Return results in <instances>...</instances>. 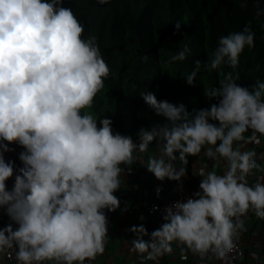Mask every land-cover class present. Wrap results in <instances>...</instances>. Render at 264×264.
<instances>
[{"label": "clouds", "instance_id": "9594fccd", "mask_svg": "<svg viewBox=\"0 0 264 264\" xmlns=\"http://www.w3.org/2000/svg\"><path fill=\"white\" fill-rule=\"evenodd\" d=\"M262 15L257 7L255 16ZM83 33L84 25L63 0H0V208L17 225L0 227V261L13 250L16 264H90L105 251L104 210L120 207L114 192L133 164L139 162L159 181L179 182L188 174V157L201 154L213 164L212 170L204 163L192 171L201 177L198 190L165 206L163 223L151 233L143 225L128 228L129 251L140 264H160L173 253V244L182 260L190 252L226 261L245 230L242 217L251 211L264 220V176L248 181L264 167L254 150H245L264 137V81L243 87L233 74L245 47H255L250 24L220 36L211 58L196 60L186 76L192 85L201 66L207 72L233 70L220 73L218 86L203 90L216 100L209 108L188 111L182 103L158 100L152 91L141 95L164 122L140 128L138 142L113 132L109 118L91 111L111 70L96 37L85 39ZM190 51L185 45L165 68ZM13 143L23 149L20 167L4 158ZM13 176L8 190L6 181ZM160 191L157 187V196Z\"/></svg>", "mask_w": 264, "mask_h": 264}, {"label": "trees", "instance_id": "16d2710c", "mask_svg": "<svg viewBox=\"0 0 264 264\" xmlns=\"http://www.w3.org/2000/svg\"><path fill=\"white\" fill-rule=\"evenodd\" d=\"M242 3L246 6L241 7ZM63 6L71 8L84 25L83 38L96 37L111 70L91 111L109 118L113 132L131 135L133 140L138 139L140 128L164 122L143 101L145 91L154 92L158 100L182 103L188 111L216 103L203 90L218 86L220 73L231 68L207 72L201 66L192 85L186 76L196 60L211 58L220 36L241 31L248 24L255 33V47H245L233 74L243 87L264 81V15L255 16L257 7L264 9V0H110L104 5L96 0H63ZM176 22L181 23L179 30ZM185 45L191 49L187 58L165 68V62ZM9 148L13 151L7 161L22 166L18 159L22 147L13 143ZM13 183L14 176L6 181L8 190Z\"/></svg>", "mask_w": 264, "mask_h": 264}, {"label": "crops", "instance_id": "0c3cea01", "mask_svg": "<svg viewBox=\"0 0 264 264\" xmlns=\"http://www.w3.org/2000/svg\"><path fill=\"white\" fill-rule=\"evenodd\" d=\"M245 135L247 136V134ZM260 140L259 145L248 144L245 150H254L257 154V163L264 167V137H260ZM134 141L138 142V139ZM154 144L155 141L153 145H150L148 153L145 154V160L149 155H152L155 149ZM9 155V152L4 153L6 162ZM188 161V174L182 177L179 182L167 178L164 181H159L139 162L133 164L131 172L125 176L121 189L114 192V195L120 200V207L112 212L107 209L104 210L108 219V239L103 255L97 256L95 260L91 261V264H140V257L129 251L133 233L127 231V229L132 226L143 225L148 233H151L163 223L161 218L147 215L141 206L143 199H155L157 187L162 191L170 185L180 186L182 184L183 190L189 194L198 190L201 177L198 175L193 176L192 171L204 163L208 164V170H212L213 162L204 158L202 154L200 158L189 156ZM217 171L218 174H222L219 169ZM258 176H264V172H255L254 175L249 176V184L254 183ZM242 219L244 220L245 230L240 232L238 240L243 255L236 264H264V220L258 218L251 211ZM9 223L13 224L14 229L17 227L14 222L9 220L4 210L0 208V227H4ZM143 238L147 240L148 236ZM185 254L188 259L182 260L180 249L173 244V253L162 257L160 264H225V261L217 259L212 254L206 255L203 259L190 252ZM4 264H16L15 255L13 259ZM145 264H153V262L145 261Z\"/></svg>", "mask_w": 264, "mask_h": 264}, {"label": "built area", "instance_id": "2783aa9c", "mask_svg": "<svg viewBox=\"0 0 264 264\" xmlns=\"http://www.w3.org/2000/svg\"><path fill=\"white\" fill-rule=\"evenodd\" d=\"M178 187L179 185L176 184L170 185L165 190L160 191L159 196H157L156 194L155 199L153 200L143 199L141 201V206L145 211V213L150 217L157 216L162 219L163 209L165 208V206L170 205L171 203L177 200L185 199L187 196L191 195L184 190L179 191ZM154 205L157 206L156 209L153 208ZM234 245L235 246L232 249V251L227 254V260L225 261V264H236L243 255V250L242 247L240 246L238 239L234 241ZM14 255H15L14 251L9 250L4 260L0 261V264H4L5 262L13 259ZM86 264H88V262H86Z\"/></svg>", "mask_w": 264, "mask_h": 264}]
</instances>
